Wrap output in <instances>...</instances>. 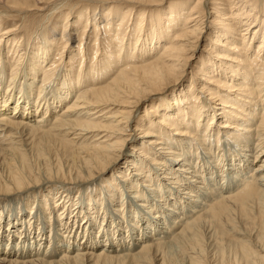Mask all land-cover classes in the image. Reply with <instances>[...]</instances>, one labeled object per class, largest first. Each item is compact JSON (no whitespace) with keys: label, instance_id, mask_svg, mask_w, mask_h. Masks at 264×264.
I'll return each instance as SVG.
<instances>
[{"label":"bare ground","instance_id":"obj_1","mask_svg":"<svg viewBox=\"0 0 264 264\" xmlns=\"http://www.w3.org/2000/svg\"><path fill=\"white\" fill-rule=\"evenodd\" d=\"M33 1L0 6L107 0ZM114 1L145 38L101 46L94 7L38 30L64 44L0 46V264H264V0Z\"/></svg>","mask_w":264,"mask_h":264},{"label":"rangeland","instance_id":"obj_2","mask_svg":"<svg viewBox=\"0 0 264 264\" xmlns=\"http://www.w3.org/2000/svg\"><path fill=\"white\" fill-rule=\"evenodd\" d=\"M20 2H27V5H34V1L33 0H19ZM194 1V0H193ZM73 3H77L75 1H72ZM72 3V4H73ZM88 3H90L91 5H88ZM117 2L114 0H107L105 3H91V2H81V3H77V4H73V7L71 8L72 5L66 6L63 9H59V12L53 13L52 12H42V13H36V14H16V13H10V12H6V9L0 6V12L2 14H0V35L1 33H4L6 30H10L12 32H16V34L14 35H6L3 37V40L5 42H1L0 46H1V52L6 53L7 55V59L8 62H16V59L18 58V54H22L23 52H27L30 49V46L33 45L34 43H40L41 40L43 38H47L52 37V39H55L54 43H63L64 41L60 38V34L57 33L55 31V33L50 32V30H48L47 36L44 37L43 35L39 36V38H36V35L39 33L38 30H40V28L44 25H46L48 23L49 28L54 29L56 27L57 24H60L63 22L64 19V15H68L67 19V23L69 26V29L71 28V23L77 19H79L80 23L78 26H85L87 19H81L80 16L83 17L84 15V11L85 9L88 10L89 12H91L93 9L92 8H96L97 13H93V17L92 19L89 18V20L92 21L93 24H97L98 25V19L102 18V16H106V20H101V22L99 23V25L105 30V33H108V36H105V38L102 41V45H106V44H110V43H114L113 46H115V41H112V36H114L115 34V28L117 27V25L121 22H124V31L133 34V33H137L135 28V23L136 21V17L138 16V12H135L132 7L133 6H127L126 7H122V6H117L114 5ZM97 5H101L104 7H96ZM106 5V6H105ZM105 9V10H104ZM104 10V11H103ZM50 13V14H49ZM25 17V18H24ZM52 17V19L48 22V18ZM136 21V22H135ZM77 23V21H75ZM74 22V23H75ZM135 22V23H134ZM88 23H90V21H88ZM98 25V26H99ZM68 29V30H69ZM78 29H81L80 27ZM47 30V29H46ZM150 28H146V25L144 26V29L141 31V35H143V38L146 37L145 32L149 31ZM137 33V34H138ZM162 36V39L165 35V32H161L160 33ZM77 36V35H76ZM104 36V35H102ZM111 36V38H110ZM16 39V41L13 40V42H11V44H9V40L11 38ZM50 37L48 39H50ZM125 40L128 42L129 40L126 39L127 37L130 36H125ZM142 39V37H141ZM161 39V42H162ZM204 41H199L194 42L195 46L198 45L197 50L195 51L194 55H193V51L196 48H193L192 50H190V55H193L192 58H190L189 63L190 66H192V69H190V67H185V72L183 75V80L186 78L185 83H187V85L190 83L189 81H191V76L194 74V70L193 67H196L197 61L199 60L200 56L203 54V50H204V46H207L208 43V37H206L205 39H203ZM21 44L20 47H16L18 44ZM158 44L156 41L151 42L150 44L145 45V47L143 48V50H147L148 48H154L155 45ZM41 45V44H40ZM58 45V44H57ZM7 46V47H6ZM55 46V45H54ZM76 46L72 45L70 46V44L68 43V45L66 46L65 50L67 49L68 52L72 53L73 55H75V50L73 49V47ZM129 48L132 46H134L133 42H129L128 44ZM16 47V48H15ZM58 48H54L55 53L57 52H61L60 50V45L57 46ZM148 47V48H147ZM91 48V47H90ZM152 48V49H153ZM198 48L201 50V52H198ZM14 50H16L14 52ZM159 50H162V47L159 48ZM158 50V51H159ZM65 55L68 53H64ZM13 55H15V57L13 58ZM1 61V59H0ZM188 65V64H187ZM191 70V74H189L188 76L185 74H188L189 71ZM62 66L59 69V73L62 72ZM113 72L110 73V75H112ZM187 81V82H186ZM20 88V87H19ZM15 97H19V95L14 92ZM34 98V96H32ZM74 97V95H73ZM71 97V99L73 98ZM164 100V99H163ZM162 100V101H163ZM146 108V106L144 107ZM143 108V110L145 111V109ZM61 109V108H60ZM37 145V146H36ZM39 144H35L34 147H38ZM43 154V156H39L41 159L44 157H46V155ZM0 166H1V160H0ZM3 172V168L2 166L0 167V173L2 174ZM97 194V193H96ZM73 198V200L78 199V196H71V199ZM33 202V201H31ZM31 207V205L29 206V208ZM28 210L25 209V215L26 212ZM37 223H39L40 225H43V222L41 220H38ZM47 226H45L46 229ZM49 232V237L50 235H52V231H54L53 227H48ZM40 231V230H39Z\"/></svg>","mask_w":264,"mask_h":264}]
</instances>
